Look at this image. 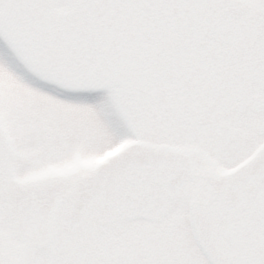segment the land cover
<instances>
[{"label":"snow or ice","instance_id":"obj_1","mask_svg":"<svg viewBox=\"0 0 264 264\" xmlns=\"http://www.w3.org/2000/svg\"><path fill=\"white\" fill-rule=\"evenodd\" d=\"M0 264H264V0H0Z\"/></svg>","mask_w":264,"mask_h":264},{"label":"rangeland","instance_id":"obj_2","mask_svg":"<svg viewBox=\"0 0 264 264\" xmlns=\"http://www.w3.org/2000/svg\"><path fill=\"white\" fill-rule=\"evenodd\" d=\"M84 166H91V162L90 161H82L81 162Z\"/></svg>","mask_w":264,"mask_h":264}]
</instances>
